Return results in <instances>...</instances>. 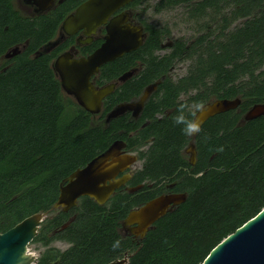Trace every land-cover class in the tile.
Masks as SVG:
<instances>
[{
  "label": "trees",
  "instance_id": "1",
  "mask_svg": "<svg viewBox=\"0 0 264 264\" xmlns=\"http://www.w3.org/2000/svg\"><path fill=\"white\" fill-rule=\"evenodd\" d=\"M15 2L0 0V233L34 213L49 214L31 242L44 247L36 264H107L125 254L128 264H200L264 208V116L243 120L252 105L264 103V0H157V11L181 7L197 34L164 45L169 27L143 18L142 47L102 74L110 79L137 61L141 70L98 115L63 91L53 57L37 54L54 37L59 16L26 17ZM25 42L19 54L4 58ZM181 61H188L187 72L174 79L170 73ZM152 84L140 119L125 114L106 122L108 111ZM236 97L242 100L237 109L200 128L193 140L197 161L190 165L184 150L192 138L175 117L182 113L192 123L199 106ZM116 140L138 151L142 167L130 184L143 187L118 189L104 205L82 197L68 212L53 209L60 182ZM168 184L186 193V201L142 240L125 234L121 223L129 211ZM57 239L68 247L51 246Z\"/></svg>",
  "mask_w": 264,
  "mask_h": 264
},
{
  "label": "water",
  "instance_id": "2",
  "mask_svg": "<svg viewBox=\"0 0 264 264\" xmlns=\"http://www.w3.org/2000/svg\"><path fill=\"white\" fill-rule=\"evenodd\" d=\"M47 10L53 0H25ZM133 0H87L81 4L74 14L68 16L62 25L67 34H74L84 29L91 36L96 28L106 24L112 14L120 7ZM107 35L104 42L91 55L74 59L70 53L60 55L53 64L63 91L87 112L98 114L103 100L115 91L132 73L121 75L116 81L102 87H96L91 77L99 68L125 53L138 49L144 42V29L126 23V15L111 18L106 26ZM91 40V38H89ZM58 44L53 40L48 42L40 51L48 52ZM25 44L12 47L4 55L9 59L19 54ZM156 84L149 85L137 102H123L116 105L106 117V122L128 111L136 115L143 107L144 101ZM242 100L213 99L199 106L194 114L192 123L199 126L211 117L237 109ZM264 116V103L252 105L243 115L244 121H250ZM198 132L190 134L192 141L185 149L190 165L197 161V151L193 142ZM123 141H116L104 152L100 153L86 165L77 168L59 185V195L53 209L70 211L77 206L82 197L92 198L97 204L104 205L114 193L128 182L132 174L122 173L138 161V157L130 152H122ZM186 193L160 194L144 204L129 211L121 226L125 234L142 240L155 222L166 215L173 207L186 201ZM47 214L43 212L27 216L5 232L0 233V264H36V256L28 251L29 244L38 235L40 226ZM128 254L107 264H128ZM200 264H264V208L254 217L246 221L218 243Z\"/></svg>",
  "mask_w": 264,
  "mask_h": 264
},
{
  "label": "flooded vegetation",
  "instance_id": "3",
  "mask_svg": "<svg viewBox=\"0 0 264 264\" xmlns=\"http://www.w3.org/2000/svg\"><path fill=\"white\" fill-rule=\"evenodd\" d=\"M87 0H53L51 6L47 9V10H40V6L36 5V4H32V3H28L27 1L25 0H16V7L20 10V12H22V14L26 17H31V18H36V17H41V18H44L45 16H48V15H51V14H57L59 16V21L56 25V32H55V35L54 37L51 39V41L53 40H56L58 41V44L52 48L50 51L48 52H40L39 54L41 53H46V54H49L51 55L53 58H52V66L54 64V62L56 61V59L64 54V53H70L74 59H80V58H85V57H88L89 55H91L96 49H98L101 44L104 42V38L105 36L107 35V29H106V26L107 24L110 22L111 18H114L116 16H119V15H126V23H129L131 25H134V26H142L143 29H144V33H145V37H144V41L146 39V36H147V31H146V27L144 25V23L142 22V8L140 5L136 4V2L138 0H133L131 2H129L128 4H126L125 6L123 7H120L118 8L113 14L112 16L109 18V20L107 21L106 24H102L100 25L99 27L96 28V32L94 34H92L91 36H88L85 34L84 32V29H79L76 33L70 35V34H67L65 33V31L63 30L62 28V25H63V22L64 20L70 16L71 14H74L76 9L81 5L83 4L84 2H86ZM89 38H91V40H89ZM27 42L23 43L26 45ZM45 44V43H44ZM42 45L39 49L41 50L45 45ZM144 44V42H143ZM142 44V45H143ZM142 45L138 48L140 49L142 47ZM136 49V50H138ZM39 50V51H40ZM134 50V51H136ZM134 51L132 52H129V53H125L123 56L111 61V62H108L104 65H102L100 68H99V71L94 74L92 77H91V81L93 82V84L98 88V87H102L110 82H113V81H116L121 75L125 74V73H128V72H131L132 74L124 81L122 82L121 84H119L117 86L120 87L122 86L123 84H125L128 80L132 79L134 76H136L139 71L141 70V65L139 63V61L136 62V65H130L129 67L123 69L118 75H116L115 77H112L110 79H107L106 77L103 76V67L106 66L107 64L109 63H112L118 59H121L123 58L125 55L127 54H130V53H133ZM54 69V68H53ZM55 72V70H54ZM56 74V72H55ZM57 76V75H56ZM58 77V76H57ZM59 79V78H58ZM116 88V89H117ZM147 88V87H146ZM145 88V89H146ZM115 89V90H116ZM144 89V90H145ZM115 92V91H114ZM113 92V93H114ZM144 92V91H143ZM142 92V93H143ZM154 90L151 91L149 97L151 96V94H153ZM111 93V94H113ZM110 94V95H111ZM109 95V96H110ZM140 95H137V96H132L130 98V100L128 101H123V102H137L140 100ZM107 96L103 102L109 97ZM149 97L144 101V104H143V107L140 109V111L138 112V114L134 115L133 114V111H128L122 115H130L131 118L135 119V120H138L140 119V117L142 116V113H143V108H144V105H145V102L149 99ZM103 102H102V108H103ZM121 102V103H123ZM120 104V103H118ZM117 104V105H118ZM102 108H101V111L98 113L100 114L102 112ZM114 108V107H113ZM112 108V109H113ZM111 109V110H112ZM110 110V111H111ZM108 111V113L110 112ZM107 113V114H108ZM92 114V113H91ZM98 114H93V115H98ZM107 114H106V117H107ZM195 114V113H194ZM121 116V115H120ZM194 117V115H193ZM117 118V117H116ZM106 120V119H105ZM193 120V119H192ZM116 141H123V140H116ZM114 141V142H116ZM113 142V143H114ZM124 142V146L122 147V152H130L134 155H136L138 157V161L137 162H140V165L139 167L137 168L135 166V164L137 163H134L132 166H130L127 170H125L124 172L122 173H128L130 172L132 174L131 178L128 180V182H126L125 185L121 186L119 189H122V190H127L129 192H137L139 189H141L143 187V184H140V185H137V186H132L130 183L133 179V176H134V173L140 169L142 167V160L140 159L139 157V153L138 151H129L127 149V143L125 141ZM112 143V144H113ZM111 145V144H110ZM109 145V146H110ZM108 146V147H109ZM107 147V148H108ZM106 148V149H107ZM105 149V150H106ZM104 150V151H105ZM102 151V152H104ZM101 152V153H102ZM184 153L185 155L188 156V154L186 153V151L184 150ZM100 154V153H99ZM98 154V155H99ZM97 156V155H96ZM95 156V157H96ZM94 158V157H93ZM92 158V159H93ZM91 159V160H92ZM89 162V161H88ZM87 162V163H88ZM86 163V164H87ZM85 164V165H86ZM173 188L174 186H172L171 184H168L167 186H165V192H163L162 194H167V193H177L175 191H173ZM176 207V206H175ZM174 208V207H173ZM172 208V209H173Z\"/></svg>",
  "mask_w": 264,
  "mask_h": 264
},
{
  "label": "rangeland",
  "instance_id": "4",
  "mask_svg": "<svg viewBox=\"0 0 264 264\" xmlns=\"http://www.w3.org/2000/svg\"><path fill=\"white\" fill-rule=\"evenodd\" d=\"M156 3L157 0H145L141 8L144 9L143 18L146 19L148 23H151L158 27L167 26L171 30L170 39H167L164 42V45H168L171 42V39L179 37L192 38L197 34V26L187 19L184 10L181 7L157 11L155 8ZM166 52L167 50L163 49L160 51V54H164ZM188 66V61H181L177 63L170 73L172 78L176 79L185 75ZM139 165L140 162H137L135 164L137 168L139 167ZM51 246L56 247L60 250H64L68 247V244L62 240L57 239L51 243ZM28 251L36 256L37 263L38 258L44 251V247L40 243H30L28 246Z\"/></svg>",
  "mask_w": 264,
  "mask_h": 264
},
{
  "label": "clouds",
  "instance_id": "5",
  "mask_svg": "<svg viewBox=\"0 0 264 264\" xmlns=\"http://www.w3.org/2000/svg\"><path fill=\"white\" fill-rule=\"evenodd\" d=\"M175 121L178 124L185 125L183 131L186 134H189L190 135L192 132H199L200 131L199 126L196 125V124H193L191 122H188L186 120L185 116L182 113L180 115H178V116L175 117Z\"/></svg>",
  "mask_w": 264,
  "mask_h": 264
}]
</instances>
